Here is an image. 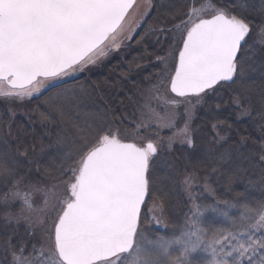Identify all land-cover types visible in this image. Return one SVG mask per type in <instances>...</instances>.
<instances>
[{
    "label": "snow or ice",
    "instance_id": "obj_1",
    "mask_svg": "<svg viewBox=\"0 0 264 264\" xmlns=\"http://www.w3.org/2000/svg\"><path fill=\"white\" fill-rule=\"evenodd\" d=\"M239 2L246 5L247 0ZM135 5L136 0H0V97L31 98L44 85L75 78L108 54V42L124 31ZM235 6L216 8L208 19L194 20L189 14L187 21H181L183 28L173 24L159 29L172 35V43L179 35L178 61L169 76L170 91L177 97L193 96L199 103L217 85L230 82V87L245 75L246 57L240 54L250 47L246 38L251 28L242 15L230 10ZM150 8L147 0L145 11ZM134 27H128L129 34ZM158 59L167 71L166 58ZM56 95L68 104L80 98L74 89ZM183 132L191 146L187 126ZM57 142L69 143L67 137ZM156 156L153 143H124L100 128L70 142L68 157L78 159L67 173L70 186L58 198L51 227L46 221L38 225L40 239L51 245L55 264H193L191 256L198 251L210 256L207 264H264V200L242 208L224 202L229 209L239 208L236 219L211 207L228 226L209 230L199 223L209 207L194 205V219L186 222L182 238L160 236L148 241L150 247L138 243L140 213ZM225 159L221 153L218 162ZM11 170L7 160H0V176ZM23 205L32 211L27 198ZM175 246L180 248L178 254L171 252ZM12 264L31 261L16 249Z\"/></svg>",
    "mask_w": 264,
    "mask_h": 264
},
{
    "label": "rangeland",
    "instance_id": "obj_2",
    "mask_svg": "<svg viewBox=\"0 0 264 264\" xmlns=\"http://www.w3.org/2000/svg\"><path fill=\"white\" fill-rule=\"evenodd\" d=\"M199 2V6L191 12L192 18L194 20L211 18L216 9L215 5L209 0ZM247 2L255 8L264 4V0H247ZM146 5L147 0H138L136 7L129 15L124 31L118 33L114 38L115 40H111L112 42L110 41L108 44L106 49L108 54L98 58L95 64L88 65L82 71L87 76L88 81L94 77L106 81L111 76H115V72L109 73L106 68L116 60H123L128 50L143 41V39L138 38L139 30L145 25L153 11V0H151V8L147 11H145ZM133 24H135V27L129 34L128 27ZM262 30H264V26L256 31H250L249 40H246L250 47L245 54V67H251L250 72L259 76L264 72V62L260 57L264 51V31ZM161 58H166L167 71L164 70L165 64L160 59V65H158L160 67L159 77L149 89L147 87H137V83H140V81L137 83L133 81L132 78H137L136 72L133 73L134 71H123V73H128L129 76H123V74L119 76L126 81L130 88H136L134 95H131L132 91L129 93L130 90L127 94L123 93L122 90L119 93L122 100L124 98L130 100L131 108L128 114H120L121 116H116L113 121L105 114L99 117L94 112L89 114V117H83L85 122L91 121L96 128L104 129L106 133L111 132L121 142L135 143L138 146H146L147 143L151 142L156 145L157 156L153 158L155 163L150 166V178L153 176V179L156 180L164 172H166L165 176L169 172L176 176L173 182L178 187L179 193L185 196L188 208L184 211L182 219L177 220L176 223H168L164 218V212L160 205L154 203L149 205L146 212L145 231L139 229L141 235L138 236V243L144 247L148 246L149 240L155 241L160 236H164L168 240L182 238L186 222L194 219L192 214L195 211L194 205H200L202 208L209 207V211L205 212L199 220L200 226L205 230L228 226V221L217 212L211 211V207H218L227 211L233 219L238 218L240 215L239 208H227L223 201L214 198L213 192L209 188L195 185L194 173L190 172L191 174H189L188 171H184L185 179L181 180L177 176L176 161L168 160V155H171L177 149L179 151L183 148L191 150L194 146H197L198 125L200 122L203 123L205 120L210 121L212 119L207 106L213 102L215 103L220 96L216 94V91L211 90L207 95L208 97H204L199 103L196 102L197 98H176L170 92L169 76L174 74L171 71L172 64L177 61L178 55L167 54ZM113 67H123L125 69L127 65L121 63L119 66L115 65ZM144 68L149 72L154 71L153 66H144ZM134 74L136 75L134 76ZM117 75L118 73H116ZM77 77H66L64 81L58 82V85H44L41 92L39 94L34 93L31 98L19 100L0 97V102L7 106L14 118L15 125L23 126L28 122L25 110L33 99L41 97L50 90L71 80H77ZM81 85H79V88H70L74 89L80 98L84 92ZM57 92L49 95L45 103L41 104L42 107L47 109L49 105L52 109L51 105L56 103L57 105L60 104L62 109L65 110L66 108V112H69L71 108H77L79 105L81 107L80 98L68 104L63 98L56 95ZM208 100H210L209 103ZM173 101H176V103H173ZM201 112H203V115L199 118V122L198 117ZM50 115L53 116L52 112H48L45 116L50 117ZM66 123L62 121L59 125L57 124L58 126L56 125L58 131L54 135L55 139L52 146L49 145L45 149L39 146L38 150L33 151V148L29 150L21 143L8 146L1 140L0 136V160H7L12 169L7 175L0 176V264H12L13 252L16 249H21L26 257L30 259L31 264H55L56 258L53 255L51 245L40 239L38 225L42 221H46L47 226L51 227V216L55 214V211H58L59 207L58 198L70 186V178L67 173L70 168H74L78 164V159L68 157L70 142L73 139H78V135L87 134V128L84 126L83 121L78 130L69 129L70 127H67ZM185 126H187L188 135L193 141L191 146L187 144L183 132ZM59 137H67L69 143H58ZM169 141H171V147H169ZM22 152H27V156L22 155ZM186 180L188 183H185ZM25 198L32 204L31 212L26 211L24 208L23 201ZM154 200H156L155 197ZM45 201H47V207ZM233 202L241 208L245 204H254V202L246 200ZM53 206H55V209ZM205 219L206 221H204ZM188 227H191V225H188ZM8 242H11V244ZM179 251V246L171 249L172 254H178ZM42 254H44V257L40 258ZM16 255H20V252H16ZM191 260L193 264H207L210 256L198 251L192 254Z\"/></svg>",
    "mask_w": 264,
    "mask_h": 264
},
{
    "label": "trees",
    "instance_id": "obj_3",
    "mask_svg": "<svg viewBox=\"0 0 264 264\" xmlns=\"http://www.w3.org/2000/svg\"><path fill=\"white\" fill-rule=\"evenodd\" d=\"M199 1L204 0H153V11L139 30L138 38L143 41L128 50L123 60H116L106 68L109 73L115 72V76H111L106 81L95 77L88 81L87 76L83 75L81 79L71 80L50 90L29 103V107L25 110L28 120L25 125H15L7 106L0 102L1 140L8 146L21 143L29 150L30 148H33V151L38 150L40 147L45 149L49 145L52 146L54 135L58 131L56 125L62 121L67 122L69 129L76 130L83 121L88 134L97 129L91 121L85 122L83 119L89 117L92 112L99 117L105 114L112 121L116 116L128 114L131 108L130 100L125 98L122 100L119 93L122 90L127 94L130 90L129 93L132 91L131 95H134L136 88H130L119 76L121 74L129 76L123 71H134L133 73L137 74L134 76L136 75L137 78H132L133 81L136 83L140 81L137 87L149 89L154 85L159 77L160 59L158 58L167 54L177 56L179 47L178 34L176 42L172 43V35L168 31L161 33L159 29H170L173 24H180L183 28L181 21L188 20L192 10L199 6ZM209 1L216 8L236 4L237 6L230 10L242 15L250 24L252 32L264 26V4L255 8L248 2L246 5H240L239 0ZM245 54L246 52L242 51L240 55L245 56ZM261 54L260 57L264 62V51ZM121 63L127 67L125 69L113 67ZM144 66H153L154 71L149 72ZM245 68L244 77L235 84L230 87L225 84L224 87L218 86L214 90L220 98L207 106L212 119L201 123L199 118L203 112L199 114L197 146L191 150L177 149L168 155V160L176 161L177 176L181 180L185 179L184 171H188L189 174L194 173L195 185L206 186L213 192L216 200L223 202L246 200L256 203L264 200V160L261 159L264 155V75H262L264 72L259 76L250 72L251 67ZM80 84L84 90L80 98L81 107L79 105L77 108H71L68 113L66 108L64 110L56 103L51 105L52 109L49 105L47 109L42 107L41 104L45 103L49 95L60 90L79 88ZM209 93L204 94V97H208ZM61 111L64 113L63 116L60 114ZM48 112H52L53 116H45ZM221 153L226 159L218 162ZM165 173L156 180L153 176L150 178L149 195L140 218V230L145 231L146 212L148 206L153 203L160 205L168 223H176L177 220L182 219L184 211L188 208L185 196L179 193L178 187L173 182L176 176L172 172L165 176Z\"/></svg>",
    "mask_w": 264,
    "mask_h": 264
},
{
    "label": "water",
    "instance_id": "obj_4",
    "mask_svg": "<svg viewBox=\"0 0 264 264\" xmlns=\"http://www.w3.org/2000/svg\"><path fill=\"white\" fill-rule=\"evenodd\" d=\"M137 3H138V0H136V5H137ZM136 5H135V6H136ZM134 8H135V7H134ZM132 11H133V9L130 10V13H131ZM249 34H250V33H249ZM247 38H248V37H247ZM247 38H246V39H247ZM109 43H110V41L108 42V44H109ZM222 83H230V82H222ZM217 86H219V85H217ZM217 86H216V87H217ZM210 91H211V90H210ZM170 92H171V91H170ZM171 93H172V92H171ZM172 95H174L175 97H177L175 93H172ZM189 97H193V96H189ZM177 98H181V97H177ZM185 98H188V97H185ZM146 200H147V198H146ZM146 200H145V202H146ZM144 205H145V204H144ZM144 205L142 206V209H143ZM142 209H141V212H142ZM140 216H141V213H140ZM139 220H140V218H139Z\"/></svg>",
    "mask_w": 264,
    "mask_h": 264
},
{
    "label": "flooded vegetation",
    "instance_id": "obj_5",
    "mask_svg": "<svg viewBox=\"0 0 264 264\" xmlns=\"http://www.w3.org/2000/svg\"><path fill=\"white\" fill-rule=\"evenodd\" d=\"M114 40H115V39L113 38L112 41H114ZM83 75H84V73H83V72H80V73L77 74V76H78L77 78H78V79H81V78L83 77ZM26 242H27V241H26ZM44 254H45V253H44ZM44 254L40 255V258H41V257H44Z\"/></svg>",
    "mask_w": 264,
    "mask_h": 264
},
{
    "label": "bare ground",
    "instance_id": "obj_6",
    "mask_svg": "<svg viewBox=\"0 0 264 264\" xmlns=\"http://www.w3.org/2000/svg\"><path fill=\"white\" fill-rule=\"evenodd\" d=\"M204 221H206V219H205ZM146 247H150V246L148 245V246H146Z\"/></svg>",
    "mask_w": 264,
    "mask_h": 264
}]
</instances>
